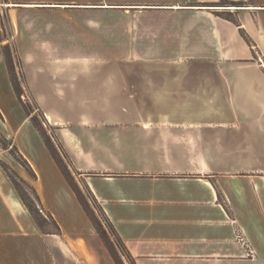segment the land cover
Returning a JSON list of instances; mask_svg holds the SVG:
<instances>
[{"label":"crops","instance_id":"1","mask_svg":"<svg viewBox=\"0 0 264 264\" xmlns=\"http://www.w3.org/2000/svg\"><path fill=\"white\" fill-rule=\"evenodd\" d=\"M228 1L234 7L222 0H0L13 38L104 21V36L152 39L154 52L169 55L137 63L150 66L152 77L29 84L37 101L67 88L104 103L93 115L102 121L73 126L60 142L137 264H264V0ZM220 7L236 22L218 15ZM2 35L0 26V102L15 101ZM39 139L25 155L43 205L69 233L87 215ZM65 207L79 213L66 219ZM89 222L76 252L84 245L92 261L114 264ZM31 239L30 251L45 256ZM6 256L0 242V263Z\"/></svg>","mask_w":264,"mask_h":264},{"label":"rangeland","instance_id":"2","mask_svg":"<svg viewBox=\"0 0 264 264\" xmlns=\"http://www.w3.org/2000/svg\"><path fill=\"white\" fill-rule=\"evenodd\" d=\"M222 2L223 6L234 7L228 0ZM220 9V14L233 17L227 8ZM63 25V28L55 32L58 35L13 38L14 31L8 21L6 9H0V26L3 28L2 50L10 80L17 94L15 101L0 102V242L2 252L7 254L0 264H32L35 261L39 264H97L87 255L84 245V253L81 255L75 250L76 243L82 245L81 236L86 233L89 220L91 221L87 213L88 218L83 214V221L74 225L75 230L63 232L62 235L43 233L34 219V215L40 218L44 231L56 230L55 222L43 216L45 212L42 211L37 198V195L40 197L36 189L38 174L25 155V152L30 151V146L38 145L39 138L54 159V167L60 168L67 181L77 191L78 202L81 204L82 200L89 214L96 218L119 263L131 264L111 232L100 210V203L88 192V185L83 180L84 175L79 174L60 142V139L66 141L68 134L65 131H74L69 128L97 125L98 121H102L93 115L101 110L100 107L104 103L90 102L88 96H73L67 92V88H59V95L52 92L50 101H37L29 84L63 79L65 82H71L80 77H152L154 71L149 69L150 66H137V63L164 61L168 60L169 55L154 52L152 39L104 36V21L93 22L90 27V24L84 22H65ZM77 29L80 32H75ZM78 33H81V36H75ZM46 112L52 120L48 119ZM79 115H82L81 118ZM80 131L82 136H87L83 134V130ZM45 172L52 173L49 165L46 166ZM19 198L28 211H24L19 205ZM43 208L47 210L44 205ZM63 213L66 219H71L79 212L74 207L69 210L65 207ZM53 217L56 219V216ZM57 222L59 223L58 220ZM94 230L100 236L96 228ZM32 237L40 240L45 256L41 255L37 247H33V252L27 247ZM57 240L64 242L68 251L61 249ZM42 241L46 243V248ZM33 253L38 254L36 260L31 256Z\"/></svg>","mask_w":264,"mask_h":264},{"label":"trees","instance_id":"3","mask_svg":"<svg viewBox=\"0 0 264 264\" xmlns=\"http://www.w3.org/2000/svg\"><path fill=\"white\" fill-rule=\"evenodd\" d=\"M228 2H230V1H228ZM231 2H232V1H231ZM239 3H240V2H239ZM217 14H218V15H222V14H220V13H217ZM222 16H224V15H222ZM225 17H226L227 19H229V20H232V21L236 22V20L234 19V17H229V16H225ZM242 35H243V36L246 38V40L251 44V41H250V39L248 38V35H247L244 31H242ZM52 155L54 156L53 153H52ZM54 158H55V156H54ZM55 159H56V158H55ZM60 167H61V166H60ZM68 182H69V181H68ZM69 184L71 185V187L73 188V190L75 191V193L78 195L77 191H76L75 188L72 186V184H71L70 182H69ZM87 189H88V192H89V193H90V194L96 199V197L94 196V194L92 193V191L89 189V187H87ZM37 198H38V200H39V202H40V205L42 206V208H41L42 211L45 212L43 216H44L45 218H47V219H52V220L55 222V225H56V230H55V231H44V230H43V225H42V222H41L40 218L37 217L36 215H34V219H35L37 225L39 226V228L41 229V231H42L43 233H46V234H57V235H62V234H63V231H62V228H61L60 224H59V223L57 222V220L53 217V214H52L50 211L45 210V209L43 208L42 201H41V199H40V197H39L38 195H37ZM96 200H97V199H96ZM80 202H81V204H82L84 210L86 211V213H87L88 216L90 217V219H91L92 223L94 224L96 230L99 232L100 237L102 238L103 242L105 243V246H106V248L108 249V251L110 252V254H111L113 260L115 261L116 264H120L119 261H118V259H117V257H116V255L114 254L113 249H112L111 246L107 243L106 238H105L104 235L102 234V232H101V228H100V226L97 224L96 218H95L94 216H92V215L89 214L88 208H87V206H85V204L83 203V201L80 200ZM99 206H100V210H101V212H102L104 218L106 219V221H107L108 224H109V227H110V229H111V232L113 233V235L117 238L118 242L120 243V246H121L122 250L124 251V254L126 255V257L128 258V260L130 261L131 264H137L136 261H135V259H134V257L132 256V254H131L130 251L128 250V248H127L125 242L123 241L122 237L119 235V233H118V231L116 230L115 226H114L113 223L111 222L110 218L107 216V214H106L105 211L103 210L102 206H101V205H99ZM121 264H122V263H121Z\"/></svg>","mask_w":264,"mask_h":264}]
</instances>
